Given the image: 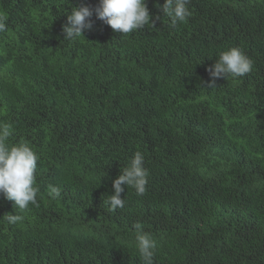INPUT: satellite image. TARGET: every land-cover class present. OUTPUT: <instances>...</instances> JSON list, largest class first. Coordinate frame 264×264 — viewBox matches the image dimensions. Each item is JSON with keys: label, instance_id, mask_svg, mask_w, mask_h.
Masks as SVG:
<instances>
[{"label": "trees", "instance_id": "1", "mask_svg": "<svg viewBox=\"0 0 264 264\" xmlns=\"http://www.w3.org/2000/svg\"><path fill=\"white\" fill-rule=\"evenodd\" d=\"M98 2L0 0V124L39 157V206L0 194V264H142L136 222L155 264H264V0H191L175 27L164 0H145L149 26L124 35L93 14L92 30L64 40L72 8ZM230 47L252 71L207 88ZM136 151L146 193L122 185L111 212Z\"/></svg>", "mask_w": 264, "mask_h": 264}, {"label": "clouds", "instance_id": "2", "mask_svg": "<svg viewBox=\"0 0 264 264\" xmlns=\"http://www.w3.org/2000/svg\"><path fill=\"white\" fill-rule=\"evenodd\" d=\"M191 0H164L162 5L163 16L167 17L172 27L178 23H186L191 16L188 5ZM111 27L114 31L122 32L124 35L133 33L150 25V14L145 0H99L94 8L84 4L72 8L67 16V25L62 28L64 40L75 41L83 37L85 31L93 28L91 17ZM7 30V23L0 17V32ZM253 61L248 58L240 48L230 47L218 54L215 62L207 69L209 81L206 87H216L217 79L226 77H243L250 73ZM13 129L9 124H0V194L6 200L13 201L14 206L22 211L29 205L39 206L37 194L39 188L36 186V169L38 154L26 143L10 144L9 137ZM145 157L140 151H136L130 158L126 167L120 169V174L112 181V195L104 200L109 206V211L115 212L123 208L125 201L120 198L123 187L134 190L138 197L146 193L149 172L144 167ZM48 195L52 199L59 198L61 189L54 185L48 186ZM3 219L9 224H17L23 220L20 214H8ZM135 241L139 259L142 264H155L154 256L156 243L151 234L144 230L142 223L133 225Z\"/></svg>", "mask_w": 264, "mask_h": 264}]
</instances>
